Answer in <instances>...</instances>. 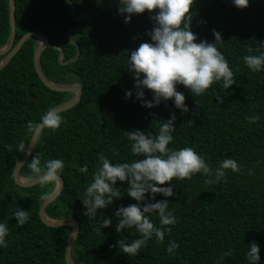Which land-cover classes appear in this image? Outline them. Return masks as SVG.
<instances>
[{"label":"trees","instance_id":"trees-1","mask_svg":"<svg viewBox=\"0 0 264 264\" xmlns=\"http://www.w3.org/2000/svg\"><path fill=\"white\" fill-rule=\"evenodd\" d=\"M8 3L0 0V48L10 35ZM15 6L14 45L26 33L37 31L63 50L62 62L76 57L79 48L78 58L65 65L59 63L56 48L47 47L41 54L46 77L57 84H78L82 96L76 106L59 113L65 120L59 129L45 127L41 131L32 152V156H40L42 164L48 159L65 161L63 189L47 206L46 215L73 218L79 224L71 250L74 262L217 264L223 251L233 249V255L221 264H247L245 251L255 241L261 249L260 264H264V70L251 72L242 60L244 55L258 54L257 49L264 51V0H249L244 9L235 7L231 0H195L190 9L191 31L197 35V42H214V31L222 34L220 50L235 73L236 84L227 90L214 84L198 97L178 85L177 90L186 97L187 113H181L172 100L148 109L136 99L127 57L141 43L151 42L149 33L155 22L147 11L125 23L118 12V0H15ZM71 29L70 40L77 46L67 38ZM37 46L36 38L28 39L0 70V221L10 227L8 246L0 248V264H66L65 247L72 230L68 226L49 227L40 219V206L54 190L55 182L21 187L13 177L14 166L24 155L18 145L24 142L28 148L36 129L30 130L29 125H39L48 110L72 96L52 91L41 82L33 61ZM31 85L38 102L28 96ZM129 90L133 95L126 98ZM145 99H152L148 90ZM173 113L177 130L170 147H194L213 166L225 157L235 158L242 172H229L226 180L216 185H206L200 174L190 180H173L174 195L167 198L178 218L173 232L163 243L153 238L145 250L129 257L117 242L125 239L130 243L139 234L134 230L117 233L114 215L119 207L137 203L127 196V183L117 181L121 198L92 218L84 214L83 193L99 153L112 163L130 162L134 157L124 132L155 133L158 122H166ZM253 114L260 120L249 124L245 118ZM32 156L20 170L26 179L35 178L29 168ZM85 164L87 174L80 171ZM249 169L254 175L248 174ZM161 199L164 197L157 194L156 200ZM16 208L30 212L23 227H16ZM104 218L112 219L111 226L103 228ZM151 218L159 224L158 215ZM169 240L180 243L175 256L166 252Z\"/></svg>","mask_w":264,"mask_h":264},{"label":"clouds","instance_id":"clouds-1","mask_svg":"<svg viewBox=\"0 0 264 264\" xmlns=\"http://www.w3.org/2000/svg\"><path fill=\"white\" fill-rule=\"evenodd\" d=\"M194 3L195 0H118V12L124 16L125 23H129L133 15L146 11L155 22L149 33L151 42L141 43L127 57V70L133 73L137 89L136 99L143 107L152 109L161 102L172 100L181 113H187L186 97L177 90L178 85L198 97L205 95L214 84L222 85L225 90L236 84L235 73L220 50L224 44L222 34L214 31V42H197V35L191 31L193 17L190 9ZM231 3L244 9L248 7L249 0H231ZM154 10L155 15H151ZM249 52L252 53L253 49L249 48ZM256 52L258 54L242 58L243 64L254 73L264 70V51L257 49ZM145 90L151 92V100L145 99ZM132 95L129 90L125 97ZM216 98L220 100L219 96ZM176 119L173 113L166 122H158L155 133L141 130L124 132L127 147L134 158L130 162L112 163L104 153H99L98 164L85 187L82 199L84 214L92 218L99 210L121 198L117 181L127 183V196L137 203L119 207L114 215L118 221L115 226L117 233L134 230L139 234L130 243L125 239L117 242L119 249L129 257H136L145 250L153 238L163 243L166 235L170 236L173 232L178 218L167 199L174 195L173 180H190L200 174L206 185H216L226 180L229 172H242V166L235 158L225 157L213 166L194 147H170L175 142ZM245 119L249 124H256L260 116L253 114ZM41 122L47 129L55 131L65 120L57 111L50 109L41 117ZM38 126L30 124L29 128L34 130ZM18 148L32 156V151L26 148L24 142H20ZM141 156L144 158L140 159ZM29 168L31 174L43 183L59 182L65 161L48 159L42 164L40 156L34 155ZM80 171L87 174L88 165L82 166ZM248 174L254 175V171L249 169ZM157 194L164 199L156 200ZM153 215H158L159 224L151 218ZM13 217L18 222L16 227H23L30 219V212L16 208ZM102 224L103 228H107L111 226L112 219L104 218ZM9 233V223L0 221V248L8 246ZM179 248L178 241L169 240L166 252L175 256ZM260 250L255 241L247 246L244 254L247 264H260ZM233 252V249L223 251L217 264H221L225 257H231Z\"/></svg>","mask_w":264,"mask_h":264},{"label":"water","instance_id":"water-1","mask_svg":"<svg viewBox=\"0 0 264 264\" xmlns=\"http://www.w3.org/2000/svg\"><path fill=\"white\" fill-rule=\"evenodd\" d=\"M8 4H9V24H10V35L8 38L7 43L0 48V57H3L0 61V70L3 69L8 63L9 61L14 57V55L16 53H18V51L21 49V47L23 46V44L30 38H36L38 40V46L34 52V56H33V61H34V68L35 71L39 77V79L41 80V82L50 90L52 91H56V92H65V93H72L74 94L73 99L64 102L62 104L57 105L56 107H54L53 109L55 111H57L58 113L67 111L71 108H73L74 106H76L79 101L81 100V96H82V89L81 87L74 83V84H57L54 83L53 81H51L48 77H46V75L44 74V72L42 71L41 68V61H40V57L42 52L47 48V47H53L56 48L60 51L59 57H58V61L60 64L65 65L68 64L69 62H73L75 61L78 56H79V48L78 46L72 41L70 40V32L72 31L69 30L67 32V38L77 46L78 49V53L77 56L62 62V58H63V50L55 45H52L48 42L46 36L44 34H42L41 32H37V31H30L28 33H26L25 35H23L19 41L14 45L15 42V0H8ZM86 15V14H85ZM83 15V17L85 16ZM72 16L74 18V9L72 7ZM75 19V18H74ZM81 30V29H79ZM33 89L34 86L31 85L30 87H28V96L30 98V100L38 102V100L35 99L34 95H33ZM45 128V126H43L42 122L39 124V126L35 129L29 145H28V150L32 151L34 150L38 137L41 133V131ZM30 156L26 155L24 153V155L16 162L15 166H14V171H13V177H14V182L16 185H19L21 187H32L34 185H37L39 183H41L42 181L35 177L32 179H26L24 177H22L20 175V170L21 168L24 166V164L26 163V161L29 159ZM64 186V181L62 179V177L60 176V181L59 182H55V188L54 190L51 192V194L49 196H47L44 201L42 202L41 206H40V210H39V214H40V219L41 221L49 226V227H63V226H68L71 227V233L68 237L67 243H66V247H65V261L66 264H76L74 262V260L72 259V255H71V250L77 240L78 237V233L80 230L79 224L73 219V218H64V219H52L49 218L46 215V208L47 206L52 203L61 193L62 189Z\"/></svg>","mask_w":264,"mask_h":264},{"label":"flooded vegetation","instance_id":"flooded-vegetation-1","mask_svg":"<svg viewBox=\"0 0 264 264\" xmlns=\"http://www.w3.org/2000/svg\"><path fill=\"white\" fill-rule=\"evenodd\" d=\"M72 96L74 97V94H72ZM73 97H72V99H73ZM70 100H71V98H70Z\"/></svg>","mask_w":264,"mask_h":264},{"label":"rangeland","instance_id":"rangeland-1","mask_svg":"<svg viewBox=\"0 0 264 264\" xmlns=\"http://www.w3.org/2000/svg\"><path fill=\"white\" fill-rule=\"evenodd\" d=\"M73 96H71V99H72Z\"/></svg>","mask_w":264,"mask_h":264},{"label":"bare ground","instance_id":"bare-ground-1","mask_svg":"<svg viewBox=\"0 0 264 264\" xmlns=\"http://www.w3.org/2000/svg\"><path fill=\"white\" fill-rule=\"evenodd\" d=\"M71 83H73V82H71Z\"/></svg>","mask_w":264,"mask_h":264}]
</instances>
